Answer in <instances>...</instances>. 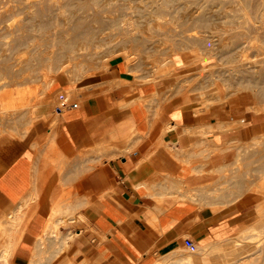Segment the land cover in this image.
Masks as SVG:
<instances>
[{"label":"crops","instance_id":"1","mask_svg":"<svg viewBox=\"0 0 264 264\" xmlns=\"http://www.w3.org/2000/svg\"><path fill=\"white\" fill-rule=\"evenodd\" d=\"M155 81L134 77L118 61L100 74L101 88L86 84L90 87L82 93L58 94L64 108L56 107V143L68 162V184L78 177L86 199L80 208L84 220L64 231L66 250L56 246L44 262L33 260L36 240L56 207L43 198L48 190L39 199L33 188L38 155L21 142L0 145V264L230 262L228 248L248 225L250 212L223 208L200 187L220 178L235 159L237 142L260 132L264 116L213 105L198 110L188 98L167 93L162 80ZM53 87L55 95L67 88ZM97 145L102 152L95 151ZM31 190L39 201L24 198ZM70 212L73 221L76 213ZM185 239L196 244V252L187 250ZM186 256L190 263H181Z\"/></svg>","mask_w":264,"mask_h":264},{"label":"rangeland","instance_id":"2","mask_svg":"<svg viewBox=\"0 0 264 264\" xmlns=\"http://www.w3.org/2000/svg\"><path fill=\"white\" fill-rule=\"evenodd\" d=\"M259 1L264 0H0V6L5 5L0 9V96L12 91L17 101L20 89H33L41 101L38 117L27 109L0 113V145L12 140L32 148L38 155L33 185L38 198L46 189L43 198L59 214L76 213L73 221L58 224L55 237L44 227L33 260L46 261L59 245L66 250L64 231L84 220L80 208L86 194L78 177L68 184V162L56 143L59 105L54 103V84L55 89L74 86L78 93L86 90L80 88L84 84L101 88L100 74L118 61L125 62L134 77L146 80L148 59L178 56L183 65H174L169 75L155 81L162 80L167 93L187 95L198 110L213 105L264 116V30L255 23ZM184 73L187 87L179 85ZM214 89L221 98L212 103L200 99L199 94ZM235 148L234 161L200 192L211 201L221 200L223 208L250 212L248 225L228 248L226 264H264V125ZM181 263H190V256Z\"/></svg>","mask_w":264,"mask_h":264},{"label":"bare ground","instance_id":"3","mask_svg":"<svg viewBox=\"0 0 264 264\" xmlns=\"http://www.w3.org/2000/svg\"><path fill=\"white\" fill-rule=\"evenodd\" d=\"M253 1V0H252ZM237 2V1H236ZM244 2V1H243ZM246 2V1H245ZM259 2H261V1H259ZM258 2V3H259ZM227 3V2H226ZM235 3V2H234ZM250 3V2H249ZM251 4V3H250ZM249 5V4H248ZM4 7H5V5H2V6H0V9L2 10H4ZM256 9H257V12H255V9H254V12L255 13H257L256 14V17H255V23H258L259 24V28L260 29H262V30H264V1H262L261 3H260V5L258 6V8L256 7ZM0 10V11H1ZM248 13V12H247ZM248 14H250V12L248 13ZM249 16V15H248ZM239 17V16H238ZM246 18H247V16H245ZM251 17H252V15H251ZM240 18V17H239ZM249 18H250V16H249ZM202 19V18H201ZM248 19V18H247ZM246 20V19H245ZM252 20H254V19H252ZM241 21V20H240ZM248 21H249V19H248ZM128 22V21H127ZM126 23V22H125ZM124 23V24H125ZM130 23V22H129ZM132 23V22H131ZM130 23V24H131ZM123 24V25H124ZM257 24V25H258ZM129 24H127V26H128ZM133 25V24H132ZM248 27V26H247ZM246 27V28H247ZM130 29V28H129ZM132 29V28H131ZM134 29V28H133ZM245 29V28H244ZM256 31V30H255ZM203 32V31H202ZM262 32H264V31H262ZM191 34H195L194 33V31H192L191 32ZM202 34V33H201ZM205 34V33H204ZM248 34V33H247ZM259 35H260V33H259ZM247 36V35H246ZM261 37V36H260ZM256 39V38H255ZM257 39H259V37H257ZM262 40H264V39H262ZM262 42H264V41H262ZM260 44V43H259ZM262 44H264V43H262ZM247 48V47H246ZM213 49V48H212ZM209 51V50H208ZM125 52V51H124ZM209 52H211V50L209 51ZM207 53V52H206ZM116 55V54H115ZM174 55V54H173ZM206 56H207V54H206ZM209 56V55H208ZM199 58V57H198ZM197 58V59H198ZM200 58H202V57H200ZM249 61V60H248ZM198 62V61H197ZM62 64H66L67 65V61H65V63L63 62ZM135 64V63H134ZM184 64H185V62H184ZM146 66H149V68H150V73L148 74V77L146 78V80H153V81H155V80H158V79H162V78H164L165 76H167V75H169V73L171 72V70H172V68H173V66L174 65H177V66H179V65H183V62H182V60L178 57V56H174V57H163V58H150V59H148V63H146L145 64ZM177 66H175V67H177ZM148 68V69H149ZM204 68H206V67H203L202 69H200V71H199V73L201 72V70L203 71L204 70ZM127 69V68H126ZM135 69V68H134ZM249 69V68H248ZM105 70H106V68H105ZM131 70V69H130ZM198 71V70H197ZM244 71V70H243ZM260 72V71H259ZM192 73V72H191ZM250 73V72H249ZM193 75V74H192ZM191 75V76H192ZM195 75H196V73H195ZM195 75H193V76H195ZM197 75H198V73H197ZM74 76V75H73ZM188 73H184V75H183V77H181L180 79H179V85H181V87H184V86H186L187 87V85L189 84V79H188ZM233 76V75H232ZM180 77V76H179ZM235 77V76H234ZM79 78H81V77H79ZM189 78H191L190 77V75H189ZM255 79H257V78H255ZM51 80V82L53 83L54 82V79L52 78V79H49V81ZM115 81H116V79H114ZM118 81V80H117ZM116 81V82H117ZM124 81V80H123ZM122 81V82H123ZM108 82V81H107ZM116 82H113L112 84L113 85H115L116 86ZM128 82V81H127ZM191 82V81H190ZM240 82H242V81H240ZM104 83H106V82H104ZM110 83L111 82H109V85H110ZM119 83V82H118ZM123 83H125V82H123ZM123 83H122V85H123ZM48 84V83H47ZM49 84H51L50 82H49ZM101 84V83H100ZM120 84V83H119ZM212 84V83H211ZM46 85V84H45ZM80 85V84H79ZM93 85V84H92ZM95 85V84H94ZM97 85V84H96ZM108 85V86H109ZM112 85V86H113ZM99 86V85H98ZM112 86H111V88H112ZM114 86V87H115ZM119 86V85H118ZM47 87V86H46ZM90 87V85L88 86V85H86V84H84V85H81L80 86V88H89ZM92 87V86H91ZM10 88V87H9ZM15 88V87H14ZM23 88V87H22ZM79 88V89H80ZM257 88V87H256ZM46 89V88H45ZM107 89V88H106ZM108 89H110V87H108ZM262 89V88H261ZM11 90V89H10ZM33 90V89H32ZM32 90H30V91H27V90H24V89H20V91H19V93L17 94L18 95V98L16 99L17 101H15V96H14V92H12V91H9V92H5L4 94H3V96H0V113L2 112V114L3 113H5L6 111H12V109L14 110H18V109H27V110H29L30 111V113H33V118L34 117H36L37 116V113H36V110L39 108V106L41 105V101H39L40 99L39 98H37V95H36V93L35 92H31ZM76 90H78V89H76L74 86H70V87H67L66 89H65V91L63 92L64 93V95L66 96V97H70V96H72L73 94H74V92L76 91ZM83 90V89H82ZM257 90H258V88H257ZM5 91H7V90H5ZM40 91V90H39ZM259 91V90H258ZM262 91H264V90H262ZM4 92V91H3ZM62 92V91H61ZM61 92L59 93H57L56 95H55V97H54V103L55 104H57V105H62V102H63V99H61V97H60V95H58V94H61ZM255 92V91H254ZM17 93V92H16ZM15 93V94H16ZM42 93V92H41ZM260 93H262V92H260ZM1 94V93H0ZM16 95V96H17ZM199 96H200V99H202V101L203 102H211L212 103V101H214V100H217L220 96H219V94H218V90L217 89H214V90H212V91H209V92H207V93H205V94H202V95H200L199 94ZM219 96V97H218ZM185 98H188L187 97V95H186V97ZM221 98V97H220ZM4 101H5V103L6 102H9V104L8 105H5L4 104ZM210 104V103H209ZM256 108V107H255ZM262 108H264V107H262ZM258 109V108H257ZM259 109H261L260 107H259ZM10 111V112H11ZM258 111H261V110H258ZM13 113V112H12ZM16 113V112H15ZM38 117V116H37ZM52 122V121H51ZM54 122H57V114L54 116ZM226 125H227V123H225ZM211 125V124H210ZM214 125V124H213ZM228 125H229V123H228ZM217 126V125H216ZM221 126V125H220ZM220 126H219V128H220ZM224 126V125H223ZM222 126V127H223ZM205 127V126H204ZM208 127H211V126H208ZM196 128H198V127H196ZM196 128H194V130H196ZM217 128V127H216ZM198 129H200V130H202L203 131V129H202V127L200 128H198ZM197 129V130H198ZM207 131H209V129L208 128H205ZM204 129V132L206 131ZM214 129V128H213ZM191 131V130H190ZM193 131V130H192ZM191 131V132H192ZM194 132V131H193ZM192 132V133H193ZM204 132H202V135H203V133ZM212 132V131H211ZM195 133V132H194ZM196 133H198V132H196ZM201 133V132H200ZM25 134V133H24ZM204 138V137H203ZM254 141V140H253ZM229 142V141H228ZM223 144H225V142L223 143ZM227 144V143H226ZM166 146V145H165ZM94 148H96V147H94ZM170 149V148H169ZM222 149V148H221ZM92 150H95V149H92ZM171 150V149H170ZM174 150V149H173ZM188 150V149H187ZM96 152H98V153H100V152H102L103 151V148L101 147V146H98L97 145V148H96V150H95ZM175 151H176V149H175ZM176 152H178V151H176ZM188 153V152H187ZM179 154V156H180V154H181V152H179L178 153ZM184 154H185V152H184ZM182 155H183V153H182ZM178 156V155H177ZM181 158H182V156H180ZM185 158V157H184ZM184 159L182 158V162H184L183 161ZM186 161V160H185ZM229 164V163H228ZM222 166V165H221ZM199 170H201V168L199 169ZM199 170H198V172H199ZM212 170V169H211ZM213 171V170H212ZM215 171H217V170H215ZM197 173V172H196ZM199 173H201V171L199 172ZM195 174V173H194ZM171 180V179H170ZM176 181V180H175ZM182 185V184H181ZM35 189V188H34ZM195 189V188H194ZM189 190V189H188ZM188 190H187V193H188ZM196 190V189H195ZM252 190V189H251ZM182 191V190H181ZM190 191V190H189ZM32 193V192H31ZM35 193H37V192H35ZM191 193V192H190ZM31 195V194H30ZM192 195V194H191ZM39 196V195H38ZM189 196V195H188ZM194 196H195V194H194ZM192 197H193V195H192ZM189 198H191L190 196H189ZM36 199V195L34 194V191H33V194L30 196V201L31 200H35ZM191 199H193V198H191ZM196 199V198H195ZM36 200H38V199H36ZM26 201V200H25ZM22 202H24V200L22 201ZM27 202V201H26ZM32 202H34V201H32ZM29 203V202H28ZM30 204V203H29ZM21 205V204H20ZM28 205V204H27ZM23 207H25L24 206V204H23ZM21 208H22V205H21ZM20 208V209H21ZM22 210V209H21ZM12 213V212H11ZM15 213V212H14ZM24 213V212H23ZM59 214V210L57 209V208H54L53 210H52V213H51V215H50V219H54V220H51V221H53L54 223H52L51 224V222H50V219H49V223H50V225H48L49 226V234H50V236H56V232H57V228H58V224L60 223H64V222H66V221H70L71 219H72V216H73V214L70 212V213H61V214H59L60 216H57ZM6 217V216H5ZM15 217L16 216H14V219H15ZM56 217H58V219H56ZM17 219V218H16ZM56 219V220H55ZM5 220V219H4ZM13 220V219H12ZM56 221V222H55ZM10 222V221H9ZM48 222V221H47ZM18 224V223H17ZM17 224H16V226H17ZM1 225V224H0ZM47 225V224H46ZM15 226V225H14ZM9 231V230H8ZM10 231H11V229H10ZM10 233V232H9ZM6 234V233H5ZM73 234V233H72ZM41 237H43V236H41ZM41 237L40 236H38V239L40 240V242H41ZM7 241V240H6ZM15 242V241H14ZM238 243H240V242H238ZM207 244V243H206ZM9 245V244H8ZM15 245V244H14ZM4 246V245H3ZM6 247V246H5ZM13 248V247H12ZM2 250V249H1ZM7 250V249H6ZM8 250H9V248H8ZM3 251V250H2ZM2 254V253H1ZM4 254V253H3ZM183 254V253H182ZM6 256H7V253H6Z\"/></svg>","mask_w":264,"mask_h":264},{"label":"built area","instance_id":"4","mask_svg":"<svg viewBox=\"0 0 264 264\" xmlns=\"http://www.w3.org/2000/svg\"><path fill=\"white\" fill-rule=\"evenodd\" d=\"M184 245L187 248V250L191 253H194L197 251V246L191 239H185Z\"/></svg>","mask_w":264,"mask_h":264}]
</instances>
